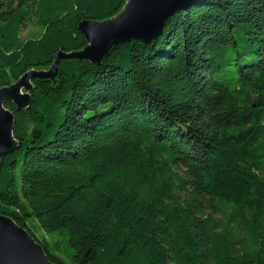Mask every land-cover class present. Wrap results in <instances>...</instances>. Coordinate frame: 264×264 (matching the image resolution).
<instances>
[{
	"label": "trees",
	"instance_id": "1",
	"mask_svg": "<svg viewBox=\"0 0 264 264\" xmlns=\"http://www.w3.org/2000/svg\"><path fill=\"white\" fill-rule=\"evenodd\" d=\"M128 1L0 0V89L84 51L80 25ZM58 67L25 108L5 105L18 146L1 157L0 216L52 264H264V0H195L151 43Z\"/></svg>",
	"mask_w": 264,
	"mask_h": 264
},
{
	"label": "water",
	"instance_id": "2",
	"mask_svg": "<svg viewBox=\"0 0 264 264\" xmlns=\"http://www.w3.org/2000/svg\"><path fill=\"white\" fill-rule=\"evenodd\" d=\"M195 0H129L126 10L105 22L88 21L80 25L88 45L84 51L65 55L59 53L49 71H30L10 87L0 89V169L1 157L17 149L13 136L15 119L5 105L13 102L20 109L30 101L21 89L34 79H55L61 58L85 59L100 64L110 51L133 40L151 43L163 33L167 19ZM31 89V88H30ZM0 264H52L42 246L10 218L0 216Z\"/></svg>",
	"mask_w": 264,
	"mask_h": 264
},
{
	"label": "rangeland",
	"instance_id": "3",
	"mask_svg": "<svg viewBox=\"0 0 264 264\" xmlns=\"http://www.w3.org/2000/svg\"><path fill=\"white\" fill-rule=\"evenodd\" d=\"M115 19H118V17H115L114 20ZM40 34L41 29L37 26L36 19L34 18L30 22L26 23V25L22 28L21 37L23 39H26L30 37H38ZM30 88L31 83H28L25 87L21 89V95L27 96L29 94ZM30 225L32 231L37 236V238H39L40 240L48 241L51 251L53 253L61 255V252L67 251L68 236L65 232L48 233L40 226V223L36 219L30 221ZM62 257L66 260L67 264H70V261L67 259V257H65V255H62Z\"/></svg>",
	"mask_w": 264,
	"mask_h": 264
},
{
	"label": "bare ground",
	"instance_id": "4",
	"mask_svg": "<svg viewBox=\"0 0 264 264\" xmlns=\"http://www.w3.org/2000/svg\"><path fill=\"white\" fill-rule=\"evenodd\" d=\"M90 45V44H89Z\"/></svg>",
	"mask_w": 264,
	"mask_h": 264
}]
</instances>
